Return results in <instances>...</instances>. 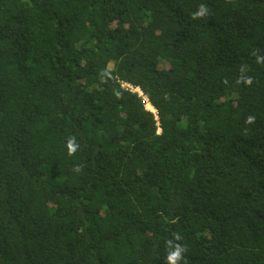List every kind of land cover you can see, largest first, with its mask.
<instances>
[{
  "label": "trees",
  "instance_id": "trees-1",
  "mask_svg": "<svg viewBox=\"0 0 264 264\" xmlns=\"http://www.w3.org/2000/svg\"><path fill=\"white\" fill-rule=\"evenodd\" d=\"M177 244L264 264V0H0V264Z\"/></svg>",
  "mask_w": 264,
  "mask_h": 264
},
{
  "label": "clouds",
  "instance_id": "clouds-1",
  "mask_svg": "<svg viewBox=\"0 0 264 264\" xmlns=\"http://www.w3.org/2000/svg\"><path fill=\"white\" fill-rule=\"evenodd\" d=\"M203 14H204V7L201 6L200 11L195 13L194 16H201ZM122 87L128 88V89L133 90V91H138V90L133 89L130 85H127V83H122ZM138 93H139V95H142V93L140 91H138ZM144 100L147 103L146 104L147 110H150L152 113L155 114L156 113L155 109L151 106V104L148 102L146 97H144ZM155 118L157 120V116ZM249 119H251V118H249ZM68 147H69L70 152L75 151L76 146L73 142L69 141ZM177 239H179V238L177 237ZM168 243L171 244L172 242L169 241ZM182 252H183V248L177 244L175 246V249L173 251L169 252V254L167 256L168 264H178V261H180L182 258Z\"/></svg>",
  "mask_w": 264,
  "mask_h": 264
}]
</instances>
